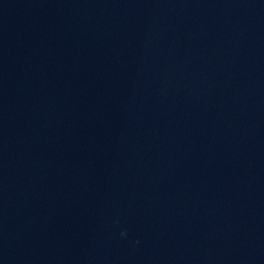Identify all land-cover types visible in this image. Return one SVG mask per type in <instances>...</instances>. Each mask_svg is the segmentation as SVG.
<instances>
[{
	"label": "water",
	"instance_id": "obj_1",
	"mask_svg": "<svg viewBox=\"0 0 264 264\" xmlns=\"http://www.w3.org/2000/svg\"><path fill=\"white\" fill-rule=\"evenodd\" d=\"M0 264H264V0H0Z\"/></svg>",
	"mask_w": 264,
	"mask_h": 264
}]
</instances>
